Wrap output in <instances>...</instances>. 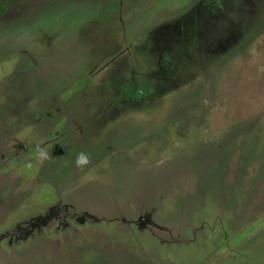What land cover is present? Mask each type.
Instances as JSON below:
<instances>
[{
	"label": "rangeland",
	"instance_id": "374dc122",
	"mask_svg": "<svg viewBox=\"0 0 264 264\" xmlns=\"http://www.w3.org/2000/svg\"><path fill=\"white\" fill-rule=\"evenodd\" d=\"M1 13L0 264H264V0Z\"/></svg>",
	"mask_w": 264,
	"mask_h": 264
},
{
	"label": "clouds",
	"instance_id": "9594fccd",
	"mask_svg": "<svg viewBox=\"0 0 264 264\" xmlns=\"http://www.w3.org/2000/svg\"><path fill=\"white\" fill-rule=\"evenodd\" d=\"M76 163L78 166H84L88 164V158L84 153H80L77 157Z\"/></svg>",
	"mask_w": 264,
	"mask_h": 264
},
{
	"label": "crops",
	"instance_id": "0c3cea01",
	"mask_svg": "<svg viewBox=\"0 0 264 264\" xmlns=\"http://www.w3.org/2000/svg\"><path fill=\"white\" fill-rule=\"evenodd\" d=\"M4 13H5V12H4ZM2 14H3V13L0 14V25H1V26H3V25L5 24V22H6L5 19H4V20L2 19V16H1Z\"/></svg>",
	"mask_w": 264,
	"mask_h": 264
},
{
	"label": "trees",
	"instance_id": "16d2710c",
	"mask_svg": "<svg viewBox=\"0 0 264 264\" xmlns=\"http://www.w3.org/2000/svg\"><path fill=\"white\" fill-rule=\"evenodd\" d=\"M1 11H4V10H1Z\"/></svg>",
	"mask_w": 264,
	"mask_h": 264
}]
</instances>
